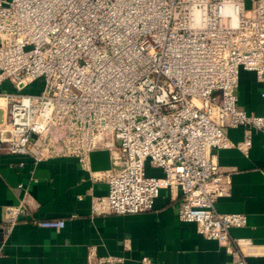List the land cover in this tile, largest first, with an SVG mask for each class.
<instances>
[{"label": "built area", "instance_id": "built-area-1", "mask_svg": "<svg viewBox=\"0 0 264 264\" xmlns=\"http://www.w3.org/2000/svg\"><path fill=\"white\" fill-rule=\"evenodd\" d=\"M242 71L261 86L260 113L238 104ZM37 80L38 92L24 91ZM225 126H242L244 138L231 141ZM252 129L264 132V0H0V150L87 165L92 150L109 149L94 213L149 210L168 189L178 218L231 255L216 264H248L251 239L230 234L246 214L215 207L231 190L216 150L246 153ZM30 202L5 205L8 228Z\"/></svg>", "mask_w": 264, "mask_h": 264}, {"label": "crops", "instance_id": "crops-1", "mask_svg": "<svg viewBox=\"0 0 264 264\" xmlns=\"http://www.w3.org/2000/svg\"><path fill=\"white\" fill-rule=\"evenodd\" d=\"M2 86L15 90L11 82ZM260 91L255 75L242 71L238 104L247 112L260 113ZM223 129L233 142L244 138L242 126ZM216 152L220 168L230 172L231 190L217 198L215 207L246 214V225L232 227L230 234L251 239L254 247L245 257L248 264H264V132L252 129L246 153L236 146ZM102 170L91 161L84 165L74 155L35 161L28 154L0 150V264H91V259L97 262L110 255L122 259L100 264H141L144 255L154 264L230 260L222 243L199 233L195 222L178 218L177 200L168 189L160 191L149 210L94 213L93 197L106 194L109 188L105 178L95 177ZM27 195L37 206L26 205L27 213L8 228L5 205L17 204ZM47 218H63L65 226L57 229L37 223Z\"/></svg>", "mask_w": 264, "mask_h": 264}, {"label": "water", "instance_id": "water-1", "mask_svg": "<svg viewBox=\"0 0 264 264\" xmlns=\"http://www.w3.org/2000/svg\"><path fill=\"white\" fill-rule=\"evenodd\" d=\"M90 161L101 169L111 168L112 160L109 149H96L90 152Z\"/></svg>", "mask_w": 264, "mask_h": 264}, {"label": "rangeland", "instance_id": "rangeland-1", "mask_svg": "<svg viewBox=\"0 0 264 264\" xmlns=\"http://www.w3.org/2000/svg\"><path fill=\"white\" fill-rule=\"evenodd\" d=\"M43 81L39 80V82H36L34 85H28V87L24 88V91H32V90H36L37 88L40 89L42 87ZM155 171V172H154ZM156 173V174H160L161 173V169L160 168H151L150 166L147 165V173Z\"/></svg>", "mask_w": 264, "mask_h": 264}, {"label": "bare ground", "instance_id": "bare-ground-1", "mask_svg": "<svg viewBox=\"0 0 264 264\" xmlns=\"http://www.w3.org/2000/svg\"><path fill=\"white\" fill-rule=\"evenodd\" d=\"M32 84V83H31Z\"/></svg>", "mask_w": 264, "mask_h": 264}]
</instances>
